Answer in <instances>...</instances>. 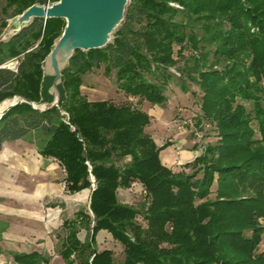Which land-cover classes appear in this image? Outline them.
<instances>
[{"label":"trees","instance_id":"1","mask_svg":"<svg viewBox=\"0 0 264 264\" xmlns=\"http://www.w3.org/2000/svg\"><path fill=\"white\" fill-rule=\"evenodd\" d=\"M55 1L7 0L4 10L11 9V18L32 4ZM169 1L130 0L113 42L75 50L62 72L58 106L41 111L24 101L0 118V148L6 140L30 137L44 156L60 161L69 192L91 189L89 210L63 222L60 254L68 263L264 264L258 252L264 234V0H249L253 12L240 0H171L181 8ZM62 21L65 28L63 18H33L0 39V102L16 95L53 101L54 77L42 66L54 44L49 36ZM250 21L260 32H252ZM188 44L196 52L188 62L194 66L182 71L202 92L199 125L213 123L219 136L207 143L195 136L201 151L183 164L191 172L163 162L160 153L169 142L159 146L152 137L144 108L166 105L168 67L178 63L175 46L181 54ZM153 61L162 66L153 69ZM103 62L135 100L117 104L82 94L81 75ZM139 183L145 191L139 206L119 199V188ZM81 228L89 229V239L79 238ZM101 230L122 245V257L98 249ZM8 252L16 264L51 261L38 250Z\"/></svg>","mask_w":264,"mask_h":264},{"label":"rangeland","instance_id":"2","mask_svg":"<svg viewBox=\"0 0 264 264\" xmlns=\"http://www.w3.org/2000/svg\"><path fill=\"white\" fill-rule=\"evenodd\" d=\"M245 8L246 11L251 10L254 11L252 5L250 4L249 0H240ZM7 0H0V30L2 31L0 35L1 40H8L11 35L18 31V24L15 21V17L9 18V13L11 12V9L4 10V7L6 6ZM169 4L181 8L182 6L178 2L169 1ZM256 16V15H255ZM4 23H7L4 25ZM249 26L251 27L252 32H260V28L257 24L252 23L251 21L248 22ZM65 21H62V23L58 24L57 27L53 28V35L49 36L54 39V44L59 39V33H61L64 30ZM118 29V28H117ZM116 29V31H117ZM116 31L113 33L111 37V42L114 41L116 36ZM58 36V37H57ZM48 38V36H47ZM40 40L36 42L34 45H30V48L36 47ZM53 44V46H54ZM179 46H175V53H174V60L178 61L176 65H172L168 67V72H170L172 75V79L167 84L166 88V95L168 97L167 103L165 106L161 105H154L149 107L148 105H144L140 102V104L144 105V108L147 110L150 114V124L153 128H155V131L157 133L154 134L152 132V135H154V138L158 139L163 138V143L165 144L168 137L167 134H172L173 132L167 133L166 127L167 121H176L178 125V131H184L187 135H184L187 138V142L185 144H182L181 150L184 152L188 149H197L195 145L198 143L197 140H194L195 134L192 131L193 129H200L201 134L203 133L204 138L202 136L203 142L207 143L208 141H217L218 139V130L216 126L213 123L203 121V126L200 127L199 121L201 119L199 116H201V97L202 92L200 90V87L196 84L195 81L188 78L186 73L182 71L185 69V66H194L192 63H188L189 60L191 61L193 58V54H196V52L193 50L191 45H186L185 49L181 51V54L178 52ZM49 56V55H48ZM46 57L43 63V73L45 76L52 77L53 75L51 67L49 65V57ZM150 57V55H148ZM15 61L9 60L6 62V65L9 67L14 66ZM153 69L156 68V66H162V64L157 65L153 61ZM200 67V65H199ZM106 63L103 62L98 66L90 68L88 71L83 73L81 75L82 78V84H81V92L84 94L89 100H110L114 103H121L125 102L126 100H133L134 97H128L125 92L120 89L118 85V80L116 77V70L107 71L106 70ZM221 68V66H219ZM187 70V69H186ZM153 75H155V71H153ZM147 77L149 78H157L153 77L151 74H147ZM185 84L189 87L190 90H184L181 85ZM12 98V97H11ZM10 99V98H9ZM135 100V99H134ZM41 107H46L48 105L47 102H36ZM248 107H250V104L248 103ZM62 114H65L67 116V112L62 110ZM167 120V121H166ZM165 121V122H164ZM164 122V123H163ZM165 124V125H164ZM169 127V126H168ZM189 136V137H188ZM196 139V138H195ZM198 139V138H197ZM170 145H166L162 149V153L167 154L169 153V147ZM201 151V150H199ZM185 164V163H184ZM183 168V165H182ZM185 171L191 172L193 169L191 167L189 168H183ZM65 181V180H64ZM92 181L93 177H92ZM66 183V182H65ZM64 185V183H63ZM94 186V184H93ZM67 190V189H66ZM68 191V190H67ZM141 191V193L137 192ZM128 192L127 198L121 199L126 193ZM123 191L122 188H119L118 190V196L121 200H128L131 204L138 205L144 200L145 191H142V187L135 186L134 190L131 191ZM90 197H91V189H84L80 192H77L75 194H71L67 192L66 202H57V199L51 200V205H60V209H57L56 211V218L61 220L60 226H57L56 228H53L52 237H54L55 240V248L54 252L52 250V253L48 254L51 258L50 264H71L64 260V258L60 254L61 250V243L63 242L65 235H66V229L64 228L63 222L64 220L68 219H75L77 218V212L82 209H88L89 210V203H90ZM54 206V207H56ZM58 208V207H57ZM60 212V215L58 214ZM91 213V211H90ZM140 222L143 223V220L141 217H139ZM60 222V221H59ZM260 222L264 224V219H260ZM3 228V227H2ZM84 230L80 231V235L83 239L87 240L90 237V231L87 228H82ZM85 234L87 236H85ZM245 234L247 236H250L252 234L251 230L245 231ZM86 237V238H85ZM105 247L112 248L116 254L117 257H122V245L115 241H106ZM102 248V247H98ZM258 252H264V234L263 239L259 245ZM8 250H6V258L1 257L0 258V264H16L14 260L8 255ZM73 264H81L79 261H75Z\"/></svg>","mask_w":264,"mask_h":264},{"label":"crops","instance_id":"3","mask_svg":"<svg viewBox=\"0 0 264 264\" xmlns=\"http://www.w3.org/2000/svg\"><path fill=\"white\" fill-rule=\"evenodd\" d=\"M167 125V133L173 132L166 135L169 140L166 143L169 142L170 149L167 154L161 150L160 155L165 164L178 171L184 163L192 161L199 154V149L183 152L180 146L188 141L184 136L187 134L178 131L176 121L169 120ZM150 129L157 135L151 124ZM154 139L159 146L164 145L163 138ZM65 178L66 171L60 161L55 157L44 156L34 139L25 137L6 140L3 143L0 148V229L3 227L0 242L5 250H38L47 255L52 253V250L54 252L55 240L52 230L61 223V220L56 218L60 205H51L50 202L53 199H57L58 203L67 201L69 191L63 186ZM139 185L142 187L140 183ZM122 189L126 192L134 190L132 187ZM127 196L128 192L121 199ZM121 201L130 203L127 199ZM58 214L60 215V212ZM82 230L84 229L81 228L80 231ZM80 231L78 236L85 241ZM111 240L114 239L107 230L99 231L96 237L97 246L102 247L101 249L106 248V241ZM5 254L0 258H6ZM8 255L12 258V255Z\"/></svg>","mask_w":264,"mask_h":264},{"label":"water","instance_id":"4","mask_svg":"<svg viewBox=\"0 0 264 264\" xmlns=\"http://www.w3.org/2000/svg\"><path fill=\"white\" fill-rule=\"evenodd\" d=\"M130 0H58L51 5L32 4L21 14L15 16L17 30L31 22L33 18H63L66 26L62 35L49 54V65L54 77L49 92L54 99L46 107L39 106L21 96L12 97V101L0 114V118L12 106L28 102L38 110L52 109L58 106L61 92L59 84L62 72L75 50L102 48L111 42V37L125 17L126 6ZM94 180V178H93Z\"/></svg>","mask_w":264,"mask_h":264},{"label":"built area","instance_id":"5","mask_svg":"<svg viewBox=\"0 0 264 264\" xmlns=\"http://www.w3.org/2000/svg\"><path fill=\"white\" fill-rule=\"evenodd\" d=\"M52 4V2H49L48 4H46V5H51ZM14 66H15V64H14ZM14 66H12V67H14ZM193 132H194V134H195V136L197 137V138H199V139H201L202 138V134H201V131L200 130H197V129H193L192 130ZM152 137L154 138V135H152ZM64 188H66V183L64 182Z\"/></svg>","mask_w":264,"mask_h":264},{"label":"bare ground","instance_id":"6","mask_svg":"<svg viewBox=\"0 0 264 264\" xmlns=\"http://www.w3.org/2000/svg\"><path fill=\"white\" fill-rule=\"evenodd\" d=\"M11 101H12V99H7V100H5V101H3V102L0 103V113H2V111H3L4 108H5V106H6L7 104H9Z\"/></svg>","mask_w":264,"mask_h":264}]
</instances>
